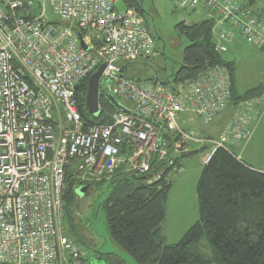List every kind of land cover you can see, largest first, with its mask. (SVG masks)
I'll use <instances>...</instances> for the list:
<instances>
[{"label":"built area","instance_id":"obj_1","mask_svg":"<svg viewBox=\"0 0 264 264\" xmlns=\"http://www.w3.org/2000/svg\"><path fill=\"white\" fill-rule=\"evenodd\" d=\"M178 6L207 11L216 54L239 41L264 52V19L250 4L180 0ZM46 7L57 20H47ZM153 55L139 13L117 10L115 0H0V264H83L84 252L64 228L68 174L91 185L118 172H151L170 151L208 143L206 164L217 149L249 141L263 114L257 98L235 110L215 141L184 122L193 115L207 126L226 110L225 67L172 89L123 73ZM100 65L99 91L134 114L117 110L108 125L88 124L79 112L77 89Z\"/></svg>","mask_w":264,"mask_h":264},{"label":"trees","instance_id":"obj_2","mask_svg":"<svg viewBox=\"0 0 264 264\" xmlns=\"http://www.w3.org/2000/svg\"><path fill=\"white\" fill-rule=\"evenodd\" d=\"M117 1L123 3L125 10L137 11L149 32L140 0H115V3ZM250 6L257 8L254 4ZM257 9L264 19L263 11ZM175 30L188 42L183 51L182 62L165 80L161 81L155 75V78L145 82L153 85L159 82L162 86L172 89L176 84L194 80L211 67H225L229 74L231 91L226 107V110H229L228 119L219 132L200 133L202 137L208 141L217 140L222 129L243 102L260 99L262 112L264 111V86L258 84L239 92L233 61L226 60L225 54L214 52L210 19L191 25L181 22L175 26ZM123 73L133 80L141 81L128 74L127 69H123ZM88 79L77 89L81 117L88 124L108 125L111 122V114L117 109L107 98L108 93L101 89L98 101L99 115L95 117L87 112L85 95ZM209 147L210 145L194 147L195 149L190 147L177 154L170 151L167 161L154 164L151 172H118L109 181L90 185L93 189L103 186L101 194H105V198L101 207L108 233L115 244L129 254L136 264H264V172L247 166L233 152L224 148L217 149L208 163L203 164L196 184L198 220L177 243L164 244L160 225L165 217V204L170 186L167 177L169 173L180 170V161L183 158L206 152ZM159 173H162L161 176H158ZM83 186L86 185L76 183L71 174H68L63 208L66 235L86 255L85 248L81 245H87V241L78 232L75 224V216L79 215L77 206L80 199L85 198L78 197L76 190ZM85 260L87 261L82 259L83 262Z\"/></svg>","mask_w":264,"mask_h":264},{"label":"rangeland","instance_id":"obj_3","mask_svg":"<svg viewBox=\"0 0 264 264\" xmlns=\"http://www.w3.org/2000/svg\"><path fill=\"white\" fill-rule=\"evenodd\" d=\"M179 1L140 0L148 22V30L154 39V55L149 60L142 59L128 65L127 72L133 78L144 82L147 79L155 78L156 75L163 81L175 72L182 62L183 51L188 42L175 30V26L181 22L185 25L198 23L206 19L207 11L202 8L196 11L180 9ZM115 4L119 11L125 10V6L120 1ZM255 6L261 8L264 13V0H255ZM45 17L48 21L57 20L48 7L45 8ZM224 58L234 63L235 80L239 92L258 84L264 86L263 52L241 41L231 45ZM98 69L102 73L104 66L100 65L95 72ZM169 81L171 83V79ZM118 102L130 108L126 102ZM228 115L229 110L227 109L209 126H204L193 115H185L183 118L187 126L201 135L200 133L219 132L228 119ZM206 145L209 144L205 143L204 146ZM192 148L195 149L193 146ZM228 149L247 166H251L255 170H264V111L254 128L250 141L243 147H228ZM204 156L205 152H198L183 158L180 161V170L169 173L167 177L170 186L165 204V217L160 225L165 245L177 243L198 220L196 184L201 174ZM102 189L103 186L93 189L90 185H86L76 190L78 197H85L80 199L77 206L79 215L75 216L77 230L88 245H81L85 248V259H87L83 264H136L129 254L115 244L108 233L101 207L102 200L105 198V194H101ZM80 191H84V195H81ZM88 191L89 193H87ZM78 244L80 245V243Z\"/></svg>","mask_w":264,"mask_h":264},{"label":"water","instance_id":"obj_4","mask_svg":"<svg viewBox=\"0 0 264 264\" xmlns=\"http://www.w3.org/2000/svg\"><path fill=\"white\" fill-rule=\"evenodd\" d=\"M84 47L83 44H81ZM101 76L100 69L94 72L88 79L87 82V90L85 95V107L87 112L92 116H98L100 113L99 110V89L101 86L99 85V79ZM111 104L120 112H123L128 115H134L129 109L125 106L118 103L111 94L106 95ZM81 195H84V191H80Z\"/></svg>","mask_w":264,"mask_h":264},{"label":"crops","instance_id":"obj_5","mask_svg":"<svg viewBox=\"0 0 264 264\" xmlns=\"http://www.w3.org/2000/svg\"><path fill=\"white\" fill-rule=\"evenodd\" d=\"M242 2H248V4H254L255 5V0H241ZM256 7V6H255ZM258 8V7H257ZM260 10H261V8H259ZM262 11V10H261ZM239 42H241V41H239ZM238 42V43H239ZM251 139V138H250ZM250 139H249V141H250ZM248 141V142H249ZM204 153V152H203ZM206 153V152H205ZM204 158V157H203ZM203 158H202V163H203ZM239 158V157H238ZM254 169V168H253ZM255 170V169H254ZM257 171H260V172H264V170H257Z\"/></svg>","mask_w":264,"mask_h":264},{"label":"clouds","instance_id":"obj_6","mask_svg":"<svg viewBox=\"0 0 264 264\" xmlns=\"http://www.w3.org/2000/svg\"><path fill=\"white\" fill-rule=\"evenodd\" d=\"M229 150V149H228Z\"/></svg>","mask_w":264,"mask_h":264}]
</instances>
